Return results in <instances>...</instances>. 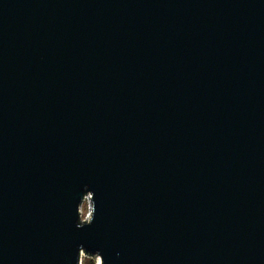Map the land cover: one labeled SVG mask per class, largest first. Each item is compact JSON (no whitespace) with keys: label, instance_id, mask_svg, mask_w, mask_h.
Returning <instances> with one entry per match:
<instances>
[{"label":"water","instance_id":"water-1","mask_svg":"<svg viewBox=\"0 0 264 264\" xmlns=\"http://www.w3.org/2000/svg\"><path fill=\"white\" fill-rule=\"evenodd\" d=\"M80 246L264 264V0H0V264Z\"/></svg>","mask_w":264,"mask_h":264},{"label":"clouds","instance_id":"clouds-1","mask_svg":"<svg viewBox=\"0 0 264 264\" xmlns=\"http://www.w3.org/2000/svg\"><path fill=\"white\" fill-rule=\"evenodd\" d=\"M93 220H94V216L92 218V220L88 223H83L79 218H76V227L77 228H83L85 226H89L93 223ZM83 250L84 248L83 247H78L77 251H76V264H86L85 260L83 259ZM89 253H94L95 254V257L94 260L95 261V264H104V257L103 255L100 253L99 250L97 251H88ZM119 255V254H117Z\"/></svg>","mask_w":264,"mask_h":264},{"label":"rangeland","instance_id":"rangeland-1","mask_svg":"<svg viewBox=\"0 0 264 264\" xmlns=\"http://www.w3.org/2000/svg\"><path fill=\"white\" fill-rule=\"evenodd\" d=\"M88 213V208H87V202H83L82 204V214L81 217L84 218ZM95 255L88 256L83 253V259L85 260L86 264H95V261L92 260L94 259Z\"/></svg>","mask_w":264,"mask_h":264},{"label":"built area","instance_id":"built-area-1","mask_svg":"<svg viewBox=\"0 0 264 264\" xmlns=\"http://www.w3.org/2000/svg\"><path fill=\"white\" fill-rule=\"evenodd\" d=\"M83 202H87V208H88V212H89V210H90V194L89 193H87V194H85L84 195V197H83V200H82V202H81V205H80V207H79V209H80V216H81V214H82V204H83ZM88 214V213H87ZM87 216V215H86ZM82 218V217H81ZM83 219V218H82Z\"/></svg>","mask_w":264,"mask_h":264}]
</instances>
